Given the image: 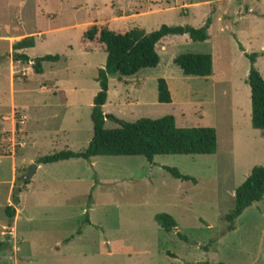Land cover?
Returning <instances> with one entry per match:
<instances>
[{
	"label": "rangeland",
	"instance_id": "rangeland-1",
	"mask_svg": "<svg viewBox=\"0 0 264 264\" xmlns=\"http://www.w3.org/2000/svg\"><path fill=\"white\" fill-rule=\"evenodd\" d=\"M207 19L204 42L164 37L155 45L156 67L108 76L102 113L105 129L115 120L164 116L179 128L211 127L214 154L36 165L45 155L81 152L91 138L105 53L82 38L88 27L150 32L161 25L199 28ZM24 38L32 47L13 51ZM14 53L29 61H12ZM183 53L209 54L210 76H183L172 63ZM250 54H257L253 67L264 80V0H0V264H264V196L233 230L223 220L234 189L264 165V131L249 122ZM46 55L58 60L42 62V73L34 74L32 61ZM157 79L166 83L167 104L156 101ZM14 188L21 191L7 227L3 210ZM156 214L171 216L176 227L164 232Z\"/></svg>",
	"mask_w": 264,
	"mask_h": 264
},
{
	"label": "trees",
	"instance_id": "trees-1",
	"mask_svg": "<svg viewBox=\"0 0 264 264\" xmlns=\"http://www.w3.org/2000/svg\"><path fill=\"white\" fill-rule=\"evenodd\" d=\"M209 19L199 28L188 25H161L156 30L145 32L140 28H132L123 33H116L106 25H91L82 34L87 42L97 43L105 53L103 68L97 70L96 82L98 91L92 99L90 108L91 138L81 152L59 151L39 157L36 165L52 164L70 159L88 161L93 157L140 156L150 162L154 156L167 155H212L216 151V134L211 127L179 128L175 126L171 116L157 119L141 118L134 122L115 120L116 127L103 128L104 116L102 106L105 103L107 77H130L142 69L154 68L158 63L155 45L167 36H187L191 42H204L207 39ZM31 38L20 39L12 44V50L18 51L32 47ZM250 66L246 76L249 89L250 128L264 131V80L254 69L253 64L257 54L246 55ZM56 55H46L36 58L31 63L34 74H41L42 62H56ZM12 61L26 63L27 56L14 53ZM172 63L178 67L183 76L206 78L211 74V56L209 54L183 53L175 56ZM156 101L167 104L170 101L169 92L163 79L156 80ZM109 118V117H108ZM172 178L180 181L194 182L188 176L178 173L174 168L163 167ZM28 181H24L26 185ZM21 188H14L10 194V203L4 208L5 217H14V207L18 204ZM264 196V165L254 166L243 182L234 189L231 208L223 216L226 230H233L234 220L252 203L258 202ZM156 225L164 232L176 227L174 219L167 214H156L153 217ZM87 221V220H86ZM223 264V263H217Z\"/></svg>",
	"mask_w": 264,
	"mask_h": 264
},
{
	"label": "water",
	"instance_id": "water-1",
	"mask_svg": "<svg viewBox=\"0 0 264 264\" xmlns=\"http://www.w3.org/2000/svg\"><path fill=\"white\" fill-rule=\"evenodd\" d=\"M34 170H35V165H32L31 168L26 173V175L23 177L22 181H25V180L29 179L31 177V175H32Z\"/></svg>",
	"mask_w": 264,
	"mask_h": 264
},
{
	"label": "crops",
	"instance_id": "crops-1",
	"mask_svg": "<svg viewBox=\"0 0 264 264\" xmlns=\"http://www.w3.org/2000/svg\"><path fill=\"white\" fill-rule=\"evenodd\" d=\"M16 42H17V41H16ZM13 43H15V42H13ZM13 43H12V44H13ZM23 50H24V49H23ZM18 51H22V50H18ZM57 163H58V162H57ZM37 168H38V166H36V169H37ZM9 196H10V195H9ZM15 217H16V216H15Z\"/></svg>",
	"mask_w": 264,
	"mask_h": 264
}]
</instances>
